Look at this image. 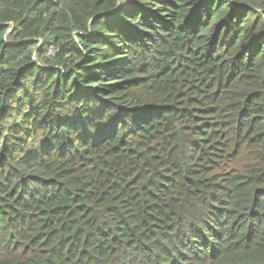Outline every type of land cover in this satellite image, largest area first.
<instances>
[{
  "label": "trees",
  "instance_id": "1",
  "mask_svg": "<svg viewBox=\"0 0 264 264\" xmlns=\"http://www.w3.org/2000/svg\"><path fill=\"white\" fill-rule=\"evenodd\" d=\"M0 264H264V0H0Z\"/></svg>",
  "mask_w": 264,
  "mask_h": 264
},
{
  "label": "rangeland",
  "instance_id": "2",
  "mask_svg": "<svg viewBox=\"0 0 264 264\" xmlns=\"http://www.w3.org/2000/svg\"><path fill=\"white\" fill-rule=\"evenodd\" d=\"M41 42V41H40Z\"/></svg>",
  "mask_w": 264,
  "mask_h": 264
}]
</instances>
